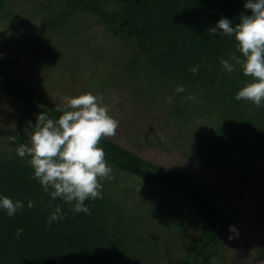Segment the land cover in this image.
<instances>
[{
    "label": "trees",
    "instance_id": "1",
    "mask_svg": "<svg viewBox=\"0 0 264 264\" xmlns=\"http://www.w3.org/2000/svg\"><path fill=\"white\" fill-rule=\"evenodd\" d=\"M6 4L7 0H0V12ZM244 4L245 0H47L43 4L48 15L41 19L35 38L21 42L13 58H0V90L23 106L15 128L4 118L3 109L0 112V196L24 204L12 217L0 208V264H165L158 251L162 239L166 230L173 233L179 226H195L198 234L185 257L174 260L176 264H226L219 243L237 208L226 214L204 183L180 169L150 162L109 138L98 147L104 149L114 178L102 181V198L85 201L91 214L74 212L72 205L53 200L34 178L31 158L19 157L16 150L30 144L29 122L35 125L41 112L56 120L62 113L55 109L63 105L12 68L20 64L27 46L44 43L80 15L94 17L121 45L115 59L122 60L123 82L135 101L164 109L178 139H195L197 126L205 123L193 158L199 164L223 155L235 159L243 172L238 187L242 199L264 152V105L235 99L251 79L231 60L233 52L241 56L237 42L219 30L210 36L208 30L221 18L239 23L242 13L251 14ZM222 59L234 64L232 72L223 68ZM180 86L184 92L176 91ZM189 95L195 99H186ZM136 180L139 185L134 189ZM154 190L164 196H154ZM137 201L140 205H135ZM58 205L64 219L49 226ZM18 228L23 229L19 238Z\"/></svg>",
    "mask_w": 264,
    "mask_h": 264
},
{
    "label": "rangeland",
    "instance_id": "2",
    "mask_svg": "<svg viewBox=\"0 0 264 264\" xmlns=\"http://www.w3.org/2000/svg\"><path fill=\"white\" fill-rule=\"evenodd\" d=\"M46 2L7 0L6 7L0 12V58H13L21 42L35 38L41 19L48 15L43 7ZM121 49L114 35L97 25L94 17L80 15L66 27L51 33L44 43L27 46L20 56V64L12 71L61 105L66 104L67 98L89 92L102 97L109 114L119 121L116 136L109 139L150 162L180 169L204 183L214 191L226 214L237 208L231 224L236 231H230L229 227L219 243L226 264H264V152L240 199L238 187L243 172L235 159L223 155L199 164L193 158L194 152L198 151L197 137L206 128L205 123L196 124L195 139H178L177 131L168 126L164 109L146 107L135 101L133 92L123 82L126 79L121 74L122 60L115 59ZM103 80L108 82L105 84ZM22 109L19 102L0 90V112L2 110L6 121L8 118L14 128ZM126 177L124 183L129 181ZM138 185L136 180L132 186L137 189ZM153 195L163 197L164 193L157 191ZM137 202L135 205H140ZM154 232L162 235L161 230ZM165 233L163 247L158 250L159 258L165 264H173L174 260L185 257L198 229L179 226L175 232L166 230Z\"/></svg>",
    "mask_w": 264,
    "mask_h": 264
},
{
    "label": "clouds",
    "instance_id": "3",
    "mask_svg": "<svg viewBox=\"0 0 264 264\" xmlns=\"http://www.w3.org/2000/svg\"><path fill=\"white\" fill-rule=\"evenodd\" d=\"M244 8L251 14L242 13L239 23L233 25L231 20L221 18L208 32L210 36L223 33L235 38L241 56L233 52L231 60L241 65L243 74L251 78L235 99L250 101L260 107L264 105V0H245ZM221 65L227 72L234 70V64L228 59H222ZM176 91L184 92L185 89L180 86ZM186 99L194 100L195 97L189 95ZM55 110L62 113L56 120L41 112L35 125L29 122L30 144H21L16 150L17 155L31 158L29 164L34 169V178L46 193L50 192L53 200L59 198L72 205L74 212L90 215L91 210L85 201L102 198V181L114 178L105 159L106 153L98 145L103 139L116 136L119 121L109 114L103 98L90 92L67 98L66 104ZM11 139L15 141L17 137ZM23 207L20 200L0 196V208L9 217ZM28 207H33L31 201ZM62 219L63 211L58 205L48 224L51 226L54 221ZM230 231L235 232V227L230 226ZM22 233L23 229L18 228L17 238Z\"/></svg>",
    "mask_w": 264,
    "mask_h": 264
}]
</instances>
